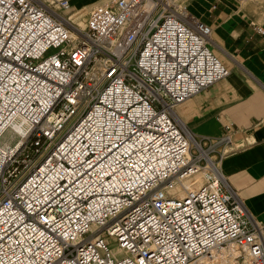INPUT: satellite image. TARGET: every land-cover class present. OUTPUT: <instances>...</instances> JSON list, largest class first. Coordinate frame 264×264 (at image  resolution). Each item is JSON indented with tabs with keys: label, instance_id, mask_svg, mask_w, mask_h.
I'll list each match as a JSON object with an SVG mask.
<instances>
[{
	"label": "built area",
	"instance_id": "obj_1",
	"mask_svg": "<svg viewBox=\"0 0 264 264\" xmlns=\"http://www.w3.org/2000/svg\"><path fill=\"white\" fill-rule=\"evenodd\" d=\"M70 6L0 0V264H264V223L217 169L229 137L173 117L229 73L211 27L179 0L83 25Z\"/></svg>",
	"mask_w": 264,
	"mask_h": 264
},
{
	"label": "crops",
	"instance_id": "obj_2",
	"mask_svg": "<svg viewBox=\"0 0 264 264\" xmlns=\"http://www.w3.org/2000/svg\"><path fill=\"white\" fill-rule=\"evenodd\" d=\"M179 1L211 27L210 48L229 73L178 104L173 117L198 141L229 137L218 147L222 183L264 223V32L256 30H264V0Z\"/></svg>",
	"mask_w": 264,
	"mask_h": 264
},
{
	"label": "bare ground",
	"instance_id": "obj_3",
	"mask_svg": "<svg viewBox=\"0 0 264 264\" xmlns=\"http://www.w3.org/2000/svg\"><path fill=\"white\" fill-rule=\"evenodd\" d=\"M71 1H72V6H70L69 8L74 9V11L70 14V18L72 20H74L76 23H78L79 25H83L85 22V15L89 11L88 4H86L84 2L81 3V0H71ZM105 1H107V0H98L94 3H101V2H105ZM68 9H64V10H62V12L66 13ZM11 129H12V132L15 133V135H18L24 131V125L21 122H14L11 125ZM199 182H201L200 175H199Z\"/></svg>",
	"mask_w": 264,
	"mask_h": 264
},
{
	"label": "rangeland",
	"instance_id": "obj_4",
	"mask_svg": "<svg viewBox=\"0 0 264 264\" xmlns=\"http://www.w3.org/2000/svg\"><path fill=\"white\" fill-rule=\"evenodd\" d=\"M92 1H94V0H81V3H90V2H92ZM180 2V1H179ZM181 3V2H180ZM94 4H96V3H94ZM93 3H91V4H88V7H89V9L91 8L90 6H92V5H94ZM86 17H87V14L85 15V19H86ZM51 50H49L48 52H50Z\"/></svg>",
	"mask_w": 264,
	"mask_h": 264
}]
</instances>
